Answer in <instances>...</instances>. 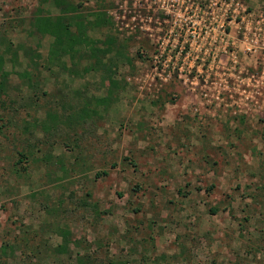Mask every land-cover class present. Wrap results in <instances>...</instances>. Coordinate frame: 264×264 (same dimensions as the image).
Here are the masks:
<instances>
[{"label": "rangeland", "instance_id": "obj_1", "mask_svg": "<svg viewBox=\"0 0 264 264\" xmlns=\"http://www.w3.org/2000/svg\"><path fill=\"white\" fill-rule=\"evenodd\" d=\"M75 2L111 23L87 31L90 46L109 36L126 46L125 58L115 49L104 58L120 90L81 122L68 116L106 99L103 71L43 69L34 89L23 54L22 70L5 65L2 132L10 139L32 125L26 137L39 140L42 159L28 182L9 175L16 155L0 152V245L26 240L1 261L264 264V0ZM38 6L0 0V37L46 57L52 39L29 34ZM64 230L70 251L58 254Z\"/></svg>", "mask_w": 264, "mask_h": 264}, {"label": "trees", "instance_id": "obj_2", "mask_svg": "<svg viewBox=\"0 0 264 264\" xmlns=\"http://www.w3.org/2000/svg\"><path fill=\"white\" fill-rule=\"evenodd\" d=\"M38 8L35 11L33 20L31 21V30L29 34H38L40 36H47L52 39L50 44L48 55L46 57L42 56L36 49L30 48L26 45L17 44L15 45L13 41H10L6 37H0V99L2 97H8V74L4 72V67L6 64H10L12 68H20L22 70V63L19 53L23 54L25 63H28L26 68L22 70V78L24 79L25 86L34 87V84H39L38 79H41V71L51 73L52 76L58 77L60 73H66L69 77H77L88 72L92 71H103L107 78V97L98 103V101H91L92 106L88 107L86 104H82L78 107L77 117L68 116L73 119H78L81 122L91 120L97 114L98 106L108 107L112 102L115 101L114 95H117L120 90V85L118 81L113 79L112 74L110 73L111 67L107 63H104V58L106 55L111 54L115 49V56L125 58L126 46L123 44H118L113 37H106L102 41L103 47L90 46V42L87 40V31L92 28H105L110 26L111 23L106 17V11L97 10L88 13L81 11L82 2L76 3L75 0H38ZM46 4H51L59 8L60 15L58 17L50 16L47 10L43 8ZM99 8L102 6L99 5ZM91 18V20H90ZM75 27L74 32L72 28ZM88 45V47L86 46ZM118 46V47H117ZM82 47H85L82 48ZM93 51L94 56H90L88 51ZM91 61L88 65L79 69L78 66L80 61ZM31 63V65L29 64ZM56 67L58 72L54 73L53 68ZM108 67V68H107ZM19 73V71H18ZM60 94V93H59ZM61 95V94H60ZM62 97V96H61ZM110 99V100H108ZM2 103V101H1ZM62 113H66V110H71V107H66L64 105L60 106ZM89 109L90 113H95L94 115H88L86 112ZM73 113H76L74 110ZM88 115V116H86ZM54 116L52 113L47 114L48 119L52 120ZM2 119L8 120L6 114L0 115V121ZM3 124H7L2 122ZM13 122L10 123V125ZM46 123V121H45ZM44 123V124H45ZM4 128L3 125H0V152L10 151L16 155L11 161L9 175L17 178L18 180L25 179L28 182L31 180L30 173L28 169L30 164L36 160L40 161L42 157H39V146L38 139H35L36 142L29 143L26 135L28 134L32 137L34 127L31 125L29 127L23 128L19 131L18 135L10 137V139L2 132ZM44 132L48 133L50 136L54 134L57 135L58 131L54 132L48 130L45 126L43 127ZM20 137V138H19ZM19 146L21 148H19ZM38 155V156H37ZM10 156V155H9ZM47 164L46 162H44ZM64 170L63 167H59ZM46 208V206H45ZM212 213H215V210H211ZM31 234L32 231L30 230ZM29 234V235H30ZM62 243L56 247V252L67 253L69 252L70 244V232L68 230L60 231ZM26 242L22 237L15 239L12 243L4 242L0 245V264H4L1 261V257L6 254L8 250L10 255L13 256L21 245V243ZM76 243V244H75ZM75 245L77 244L74 241Z\"/></svg>", "mask_w": 264, "mask_h": 264}]
</instances>
